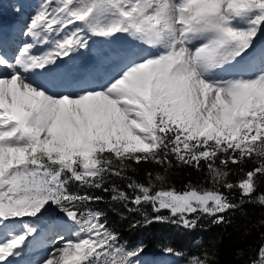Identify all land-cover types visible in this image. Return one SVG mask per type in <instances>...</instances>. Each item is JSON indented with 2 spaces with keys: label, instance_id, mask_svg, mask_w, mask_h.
I'll return each instance as SVG.
<instances>
[{
  "label": "snow or ice",
  "instance_id": "obj_1",
  "mask_svg": "<svg viewBox=\"0 0 264 264\" xmlns=\"http://www.w3.org/2000/svg\"><path fill=\"white\" fill-rule=\"evenodd\" d=\"M21 34L29 41L10 55L0 33V264L25 255L37 257L26 264H144L146 246L121 243L90 207L104 197L73 184L126 208L168 210L185 228L197 214L223 223L239 206L233 190L264 206V0H39ZM89 34L139 43L74 73ZM169 157L207 169L211 187L127 175ZM110 176L130 192L104 187ZM186 264L215 261L204 252ZM248 264H264V244Z\"/></svg>",
  "mask_w": 264,
  "mask_h": 264
},
{
  "label": "trees",
  "instance_id": "obj_2",
  "mask_svg": "<svg viewBox=\"0 0 264 264\" xmlns=\"http://www.w3.org/2000/svg\"><path fill=\"white\" fill-rule=\"evenodd\" d=\"M170 164L160 165L154 162L133 165V170L127 172L128 176L138 181H146V174L151 172L153 177L159 174L165 177L166 186L174 187L183 191L186 185H202L211 187L206 178L207 169H196L178 163L174 157H169ZM237 169V165L230 166ZM246 172L253 167L251 161L241 166ZM242 173L230 175L232 182H237ZM112 184L118 185L125 191L126 181L110 176L104 187L110 188ZM73 190L80 192L88 191L92 195L103 196L101 202L90 205L93 209L102 210L106 214L108 225L120 236L121 243L134 247L143 243L144 253L151 255H164L166 247H172L178 252H183L180 264H186L192 255L203 256L204 252L215 264H248L249 259L254 257L259 246L264 244V206L255 201L241 203L239 190H233L229 198L239 205L233 210L225 212L223 223H213L214 217L197 214V225L194 228H185L181 223H173L177 217H171L168 210L154 213L150 204H145L135 210L136 206L131 203L127 208L123 203L113 202L112 193L96 189H78L75 184ZM221 191H225L221 189ZM259 191H264V180L260 181ZM131 194V193H130ZM128 209H133L129 211ZM53 209H50L52 211ZM160 215L168 219L163 222L146 223L145 218L151 219ZM136 227H132L136 222Z\"/></svg>",
  "mask_w": 264,
  "mask_h": 264
},
{
  "label": "rangeland",
  "instance_id": "obj_3",
  "mask_svg": "<svg viewBox=\"0 0 264 264\" xmlns=\"http://www.w3.org/2000/svg\"><path fill=\"white\" fill-rule=\"evenodd\" d=\"M38 3L39 0H0V23L2 24L0 33L3 34L8 43L10 55L21 46L22 42L29 41L30 38L22 35L21 32L26 29V24L30 17L34 15ZM17 9H19V11H17ZM13 13L20 17L13 18ZM22 15L24 16V19H20ZM89 39L92 40L90 51L96 55L95 60L101 51L118 50L122 47L130 46L132 43H139L132 42L130 37L122 34H117L114 38H101L89 34ZM261 39H264V37ZM10 40H12V42ZM45 46L46 45H41L39 51L43 50ZM35 258L37 257L34 255H25L12 261V264L18 262L26 264V261ZM140 259L147 264H152L154 262H156L155 264H180L181 261V257L173 254L156 256L143 253Z\"/></svg>",
  "mask_w": 264,
  "mask_h": 264
},
{
  "label": "bare ground",
  "instance_id": "obj_4",
  "mask_svg": "<svg viewBox=\"0 0 264 264\" xmlns=\"http://www.w3.org/2000/svg\"><path fill=\"white\" fill-rule=\"evenodd\" d=\"M12 16H13V18L20 17V16L14 14V13H13ZM20 19H24V16L22 15ZM1 28H2V24L0 23V29ZM10 41L12 42V40H10ZM89 43L90 44L92 43V40L91 39H89ZM46 48H47V45L41 51L46 50ZM81 51L83 52V55H78L76 57V59H75L74 62H70V63L73 64V71H74V73H77V74L80 71H82L85 66L92 64L95 61V57H96V55L94 53H92L90 50H81ZM155 263L156 262H154L152 264H155ZM144 264H147V263L144 262Z\"/></svg>",
  "mask_w": 264,
  "mask_h": 264
}]
</instances>
